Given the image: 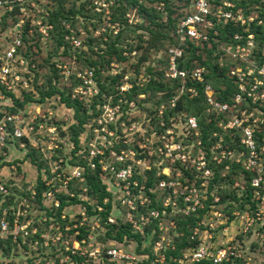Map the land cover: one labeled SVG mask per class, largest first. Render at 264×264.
<instances>
[{
    "label": "rangeland",
    "instance_id": "374dc122",
    "mask_svg": "<svg viewBox=\"0 0 264 264\" xmlns=\"http://www.w3.org/2000/svg\"><path fill=\"white\" fill-rule=\"evenodd\" d=\"M113 3L114 0L106 2V6H96L92 3V8H88L91 17L87 14L84 18L76 19L75 27L83 29V33H77L80 40L79 46H70L64 36L65 44L59 45L60 43L57 39L53 40L51 33H48L49 36L44 35L41 38L37 34L38 30L35 27V33L32 37V42L35 41V43L31 45L26 55L28 64L19 67L22 77L27 80L25 88L28 91L21 88L24 80H21L18 84L15 82L14 92L7 93L8 96L5 98L4 104H0V119L4 115V111L15 112L26 107L32 110L27 115L26 120L32 119L35 125V115H38L40 117L38 120L45 125L37 133L39 135H35L34 131V133L30 134L31 139H24V147H19L18 141L14 142L12 151L7 156L10 160L7 165L16 166V179H14L13 183L17 193H19L17 200L9 201L11 203H8V206L12 205L15 209L23 201L24 206L20 205V207L24 208L22 210L24 213L20 216V226L22 228L18 229L19 234L16 241L0 245V264H110L111 261L106 259L101 261L90 257L89 252L97 248L100 251H104L108 247L120 244L126 252L133 255L132 264H165V259L161 263L160 258L152 250L154 241L161 237H165V240L170 242V246L175 248L179 243L183 245L187 243L193 244L194 242L190 241H195V239L197 243L204 242V245L211 249L217 250L230 246L237 253V256H232L225 264H264V215L255 205L256 201L260 199L252 192L251 177L246 176L248 171L245 170L244 164L237 162V157L234 155L229 156L230 160L225 162V165L220 170L219 176L222 181L218 182V185L210 187V184H213L212 180L206 185V188H202L201 195L205 196V199L207 197L208 200L210 197L212 199L206 209L197 213L199 215L197 223L184 224L181 222L177 225L175 217L179 216L180 219H183L186 215L178 214L180 211L177 214L175 211H168L162 220V229L158 226L151 231L145 229L144 233L140 234L145 237L141 241L138 238L131 237L123 245L108 238L107 227L103 223L104 218L101 212L104 209L103 203L108 202L107 196L109 194L105 195L100 203L96 196L88 192V188L86 192L83 190L86 185H80L81 182L77 181L74 184L78 187L76 189L77 192H72L76 199L71 202H68L69 198L64 199L65 205L61 208L60 213L57 212V209L60 204L59 197L62 194L58 196L57 194L61 191L67 194L65 187H57L61 191L55 193V196L54 194L47 196L42 192L41 196L38 197L36 186L41 180V176H45L44 168L49 169L50 166L51 170L53 168L52 165L57 163L63 164L64 168L73 166L78 159L76 153L87 144L88 139L85 136L89 132L90 126L96 125L97 118L95 119V117L98 114L92 116L88 122L83 124L84 131L81 132L80 138L78 137L79 140L76 143L77 139L73 138V130L71 129V126L76 123L74 110L66 106L61 100V93H64L65 95L70 94L71 98L77 97L78 101L88 103L89 106L91 103L96 102L93 98L100 92V81L94 68L83 64L81 56L84 54V56L94 60L97 58V53H102L100 54L102 56H99L104 59V61L102 60L103 67L98 68L100 75L104 77L106 75L122 74L123 77L120 79V88L122 90L130 87L131 80L136 81L139 86H144L149 77L148 69L159 70L164 68L160 59L164 57L166 52L162 49L165 46L171 47V45H168L171 27L166 25L169 8L172 6L173 13L171 17H179V14L188 7V3L185 0H162V2L160 0H141L135 6L124 0L127 9L123 16L124 21H121L119 18L113 19L112 7L115 5ZM141 5H148L147 7H152V9L161 14L158 19L154 20L156 23L151 22V18H148L145 13L138 10ZM55 6L56 4L51 0H40L39 3H36L35 10L30 12L35 15V26H37V20L48 17L46 13L48 12L49 14L51 10L55 9ZM95 7H98L99 10L95 9ZM27 14L29 13L27 12ZM20 16L22 17V15ZM21 17H18V19H22ZM18 19L15 16H6L5 20L4 16L0 17V57L10 41V37L14 34L12 29L15 23L13 22ZM23 20L24 22L26 21L25 24L27 25V22L30 23L31 19L23 18ZM26 25H24V28H26ZM85 25L87 30L84 28ZM154 31H159L162 36L161 41L153 47L150 46L149 42L153 37ZM30 35L31 33H28V36ZM114 36H118L117 40L114 41L115 46L125 49L122 55L126 58L121 61H119L118 56L109 52L108 46L113 41L111 38ZM128 49H130V53ZM158 53L161 55L160 58ZM64 66L69 71L68 76L63 73ZM86 70H92L94 73V82L90 85V89L98 90L97 94L91 93L89 89L86 90L84 88L83 90L86 93L83 95L75 91L80 85V77L77 74H83ZM49 82L51 83L50 85L55 86L59 91L51 96L43 97L40 91H49ZM24 96L25 100L21 106L18 101ZM157 96L140 94L137 97V101H143L139 104H136V100V103L131 102L129 104L130 113L129 111L123 112L121 108L110 122L109 127L113 132V137L109 139L107 145L109 146L110 143L113 145L114 142V150L122 149L123 151H128L131 149L136 153V156L144 149L140 148L141 145L151 146L150 149L155 145H160V135L148 136L144 134L145 130L147 131V127L141 126V122L146 123L145 116H148L146 108L155 107L154 102ZM103 98L102 104L99 107L95 106V109L101 108L102 110L104 105H112L111 96L104 94ZM116 104L121 107L120 103ZM11 108L14 110L11 111ZM89 112H92L91 109ZM132 125L135 128H132ZM167 129L172 130L171 136L169 134L168 137H173L176 141L189 142L188 140L192 136L186 130H183L182 127L178 130L174 128ZM50 137H54V139H50ZM123 143L126 146H121ZM139 149L141 150L139 151ZM187 149H195V146L188 144ZM16 150L22 151V153L17 154ZM46 156H52L51 160H48ZM152 156L150 164L155 168L162 165L168 166L164 169V172L168 175L166 177L167 181L176 180L189 184L195 179L199 180L197 174L199 169H197L196 160L191 162V164L186 163L187 169H182L181 164L179 166L171 164L169 161L165 162L158 158L154 152ZM59 159H62V161H59ZM109 160L113 161L112 158H109ZM17 163H20L18 170ZM38 163L41 165L38 166ZM107 163H110V161H107ZM193 164H196V168L193 167ZM262 165L264 168V161ZM213 170L215 173L214 166ZM9 172L11 173L10 169ZM160 172H162V169L155 173L158 174ZM227 176L231 177L232 180L229 178L226 180ZM100 177L106 185L110 183V189L116 193V190L111 187L113 179L106 174H102ZM224 189L232 191V193L224 194L221 192ZM32 191L35 193L33 194ZM263 194L264 189L261 188L260 195L263 196ZM154 195L157 201L167 196L162 189H156ZM70 197L72 196L70 195ZM248 197L249 201H246L245 198L248 199ZM96 205L101 206L102 210H98ZM88 207L91 212L87 209ZM117 209H120V207L115 206V203H111L108 217L113 215V211L114 215H117ZM11 215L13 216L14 213H11ZM119 215L121 216L122 213ZM171 219L174 224L171 223ZM197 243L188 247H193ZM151 250L154 253L153 257L150 256ZM169 250L173 249L170 248ZM184 250L185 248L182 247V253ZM181 256H177V259L173 257L171 260L177 264H182L178 261Z\"/></svg>",
    "mask_w": 264,
    "mask_h": 264
},
{
    "label": "built area",
    "instance_id": "2783aa9c",
    "mask_svg": "<svg viewBox=\"0 0 264 264\" xmlns=\"http://www.w3.org/2000/svg\"><path fill=\"white\" fill-rule=\"evenodd\" d=\"M108 1L93 0V4L106 6ZM39 2L40 0H0V17L6 15L15 16L18 19L22 15V19L13 22L15 23L12 29L14 34L10 37V41L0 57V104H4V100L8 96L7 93L14 92L15 82L18 84L21 80H24L21 88L27 86V80L22 77L19 67L28 64L26 55L28 49L35 43V41L32 42L35 27L41 38L44 35L49 36L48 33L53 29V25L48 22L47 17L42 20L38 19L37 26H35V15L30 12L35 10L36 3ZM95 9L99 10L98 7H95ZM46 14L47 16L50 15L48 12ZM23 18L28 20L30 18V23L27 22L26 25ZM66 22L62 23L66 32L64 39L69 42L70 46H79L80 40L77 33H83V29L81 27L76 28L71 23ZM228 22L240 24L243 30L248 32L245 40H243V34L235 32L232 36V40L235 42H223L218 46L223 51L219 59L220 64L222 65L224 60L235 63L230 67L229 74L236 78L238 91L233 96L231 103L220 102L216 99L213 86L204 81L206 69L203 65H196L191 70L181 69L177 66V60L182 57L184 49L188 47L187 41L192 42L195 46L203 47L204 44H207L210 47L211 40H217L218 30L216 25H225ZM24 25H26V28H24ZM258 26L262 27V33L264 34V0H189L187 9L178 17L176 27L172 32V36L177 43L168 48L169 62L165 77L169 79L180 78L182 83H185L187 78L204 83L203 90L208 106L207 111L224 116L217 123L222 131L236 130L239 136L236 149L223 148L224 136L219 131H214L212 137H218V139L208 149L210 156L207 157V151L201 147V139L198 138L199 125L197 119L195 116H189L185 124L187 129L196 136L195 149H187L188 147L184 146L181 141H176L173 137L169 138L168 135L171 136L172 130L166 129L160 135V145H155L152 149H150L151 146L141 145L140 148L144 149L137 156L131 149L128 151L114 150V142L113 145L111 143L109 146L107 145L109 139L113 137V132L109 126L121 107L119 104L104 105L102 111L95 117V119L97 118L96 125L90 126V130L85 136L88 139L86 146L76 153L77 161L80 159L86 164L75 163L73 166L64 168L63 164L57 163L52 165L51 170L50 166L49 169L45 167V176H41L46 186L43 194L47 196L54 194L55 196V193L61 191L57 187H65L69 194L70 187L74 186L75 182L80 181L85 185L87 181L85 169L87 167L90 170H98L100 176L106 174L113 179L111 187L116 190V193L110 189L109 183L107 185L108 202L115 203V206L120 207V209H117V215H114L113 211V215L107 216L106 221L116 223L119 217L130 225L133 232L143 234L146 227L154 221L156 226L162 229V220L168 211H175L176 214L180 211L178 214L188 216L204 209L205 196L201 195V191L202 188H206V185L211 182L214 176L213 165H210L209 161L222 164L225 163L224 161L230 160L229 156L234 155L237 157L236 161L242 162L245 170L251 172L250 185L253 188L252 192L260 199L256 201L255 205L264 215V194L263 196L260 195V189H264V168L262 165L264 161V134L260 142L257 140V133L263 132L264 127V41L260 46V57L263 59L257 60L255 49L258 42H256L255 35L251 31L252 27ZM28 33H31V35L28 36ZM65 71L67 72L65 73ZM63 73L66 76L69 74L66 66H64ZM77 76L80 77V85L75 89L76 93L81 95L86 93L83 88L89 89L91 93H98V90L90 89V85L94 82L92 70H86L83 74L78 73ZM181 90L188 93L190 97L197 94L196 88L192 86L186 87L183 85ZM31 112L32 110L26 107L15 112L4 111V115L0 119V242L16 241L19 234L18 229L21 227L20 216L23 215L22 210L24 208H21L20 205L24 206L23 201L15 209L12 205L5 204L12 189L2 180V178H5L3 173L5 165L3 163L10 152V145L13 140L18 141L19 147H24V139H31L30 134L34 131L35 135H39L37 133H39L42 126H45L43 122L38 120L40 118L38 115H35V125L32 119L26 120L27 115ZM132 128H135V126L132 125ZM50 139H54V137H50ZM232 139L234 140V137ZM153 152L158 158L165 162L169 161L171 164L181 163L186 165V163L191 164L196 160L197 169H199L197 174L200 181L197 182L195 179L189 184H184L182 181H167L166 178H162L154 183L155 187L147 189L145 183L148 173L153 170V166L150 164V159L154 156H152ZM46 158L51 160L52 156H46ZM109 158H112L113 161L111 162ZM59 161H62V159H59ZM107 161H110V163H107ZM196 164H193V167L196 168ZM198 164L200 165L198 166ZM9 167L11 170L10 177L12 178V175L17 172L16 166L11 165ZM166 167L164 165L159 166L156 171L162 169V172H164ZM164 174L167 173L164 172ZM156 189H162L167 194L159 200L161 208L150 207L152 198L148 192L155 193ZM83 190L86 192L87 187L84 186ZM32 193L35 192L32 191ZM70 195H74L72 191ZM18 197L16 196V200ZM96 208L102 210L101 206L96 205ZM11 213H14V215L12 216ZM120 213H122L121 216ZM171 221L174 224L172 219ZM170 248L175 249L174 246H170V242L165 240V237L158 238L152 245V250L160 258L161 263L164 262L166 251ZM89 256L101 261L106 259L111 261L110 264H132L131 259L134 258L133 255L124 250L121 244L108 247L104 251H100L99 248L94 249L89 252ZM232 256H237V253L230 246L216 250L206 247L204 242H199L193 247H187L178 261L182 264H192L206 260L211 264H225Z\"/></svg>",
    "mask_w": 264,
    "mask_h": 264
},
{
    "label": "trees",
    "instance_id": "16d2710c",
    "mask_svg": "<svg viewBox=\"0 0 264 264\" xmlns=\"http://www.w3.org/2000/svg\"><path fill=\"white\" fill-rule=\"evenodd\" d=\"M53 1L56 6L54 10L50 11V15L47 17L48 22H50L53 25V29L50 31L53 40H56L60 43L59 45L65 44L63 36L66 33L64 30V27L62 23L64 21H69L72 26H76L77 18L81 17H86L87 14L88 16L91 17V13L88 11V8H92V3L93 0H51ZM79 3H77V2ZM132 5H137L139 0H126ZM189 0H185L186 3H188ZM115 5L112 7V16L113 19L119 18V20L124 21V12L127 9L126 4H124V0H114ZM113 3V4H114ZM148 5H141L138 10L141 12L145 13L148 18H151V22H154L155 19H158L160 17V13L152 9V7H147ZM169 14H168V22L166 25L171 27L170 31V37H169V42L168 45H175L177 41L175 38L172 36V32L174 31L176 27V22L178 20L177 16L171 17L173 10L172 6L169 8ZM181 14H179L180 16ZM74 17H76L74 19ZM6 19V15L4 16V20ZM76 20V21H75ZM75 23V24H74ZM163 26L161 22H159ZM85 30H87L86 25L84 26ZM216 28L218 30V36L217 40H211V46L208 47L207 44H204L203 47L200 46H195L192 42L187 41L188 47L184 49L183 55L181 58L177 60V66L181 69H187L191 70L194 68L196 65H203L206 69L204 73V81L207 83H210L214 90H215V97L218 101L220 102H232V98L235 95V93L238 91L237 87V82L236 78L231 76L229 74L230 67L233 66L235 63L230 60H224L223 64H220V55L223 53L221 49H219V45L223 42H235L232 40V36L235 32H239L243 34V40H245V36L248 34V32L243 30V27L240 24H235L233 22H228L225 25H216ZM256 38V42H258L257 48L255 49L257 60L263 59L260 57V46L262 41H264V34L262 33V27H252L251 30ZM262 33V34H260ZM260 34V35H258ZM161 33L159 31H154L153 32V37L150 40L149 44L150 46H156L157 43L161 41ZM118 36H114L111 38L113 41L111 44L108 46L110 49L111 54H115L118 56L119 61H121L123 58H126L122 55L124 53V48L120 47L117 48L115 46V40H117ZM140 46V45H139ZM165 53L164 57L161 60V62L164 65V68H160L159 70L157 69H152L149 68V77L144 86H139L136 81L131 80L132 83L130 87L126 90L120 89L121 85V78L123 77L122 74H117V75H106L102 77L100 75V71L98 68L103 67V58L99 57L102 56L100 54L102 53H97V58L92 60L86 56H81L83 60V64H87L89 67H93L96 75L100 81L99 88L100 92L98 95H96L93 100L95 99L96 102L91 103L89 106L88 103H85L83 101H78L77 97L71 98V95H65L64 93H61L62 96V102L66 104L69 108H73L74 110V116L76 119V123H74L71 126V129L73 130V138L77 141L79 140V135L81 134L82 131H84V123L88 122V120L94 116L99 114L102 110L101 108L99 109L98 107L102 104L104 101L103 95H109L112 97V104L120 103L121 108L123 112L129 111L130 113V103H136L135 100L137 101V97L140 94H151V96H157L154 102V108H146L147 110V115L145 116L146 118V123L141 122V126L147 127V131L145 130L144 134L148 136L152 135H161L167 128H174L175 130L179 129L182 127L183 130H186L190 135H192L189 138V142L187 141H181L182 144L186 147H188V144H193L195 146V140L196 136H194L193 132L188 130L186 127V119L189 116H195L199 125L198 133L199 137L201 139V147L204 148L207 151V157L210 156L209 148L212 144L216 142L218 137H212V133L214 131H219L220 134L224 136L222 145L223 148L225 149H236L238 146V139L239 136L237 135L236 130H231L229 132H224L221 130V128L218 127L217 123L219 120L223 119V115H218L212 112L207 111V103H206V96L203 90L204 83L201 82H195L194 80H191L190 78H187L185 83L181 82L180 78H175V79H169L165 77V71L168 66L169 62V57H168V46H165L164 49H162ZM130 53V49H128ZM161 53V52H160ZM160 53H158L159 58L161 57ZM216 53V54H214ZM204 54V56H203ZM101 60V61H100ZM109 64V63H108ZM51 83L49 82V91H40L44 96H51L52 94L56 93L59 91L58 88L55 86L50 85ZM185 85L186 87L192 86L195 87L197 90V94L195 96L190 97L188 93L185 91L181 90V87ZM24 90H27L26 88H22ZM28 91V90H27ZM61 92V91H60ZM10 93V92H9ZM8 93V94H9ZM70 93V92H69ZM29 94V93H28ZM26 96V95H25ZM25 96L18 101L19 105H23V102L25 100ZM31 96V95H30ZM29 97V96H27ZM16 101V99H15ZM143 101V100H142ZM142 101H137L136 104H139ZM145 101V100H144ZM173 101V102H171ZM89 106V107H87ZM95 106H98V109H95ZM16 109V108H15ZM91 109L92 112H89ZM127 109V110H126ZM264 109V107H263ZM11 111L14 109L11 108ZM161 110V111H160ZM130 124V123H129ZM264 126V125H263ZM264 134V127H263V132L257 133V140L260 142L262 140ZM79 137V138H78ZM234 137V140L232 139ZM16 143V140H13L11 143L12 145ZM188 143V144H184ZM121 146H126L125 144H121ZM10 153V152H9ZM10 162L8 157H6L3 165H7V163ZM224 162H228L224 161ZM77 163L81 164H86L83 160L76 161ZM210 165H213L215 167V173L214 176L212 177L213 184H210V187H213L215 185H218V182H221L222 179L220 178V170L222 167L225 165V163L222 164H216L215 162H212L211 160L209 161ZM177 165L180 166L181 163H176ZM41 164L38 163V166ZM182 169H187V166L185 164H181ZM17 169L20 166V163H17ZM157 168L153 166V170L148 173L147 180H146V187L152 188L154 187V183L157 182L160 178H166L168 175L160 172L156 174ZM86 171V183L85 185L88 188V192H90L92 195L96 196L98 198V202H102L103 197L105 195H108L109 192L107 190V185L102 181L99 171L98 170H90L88 167L85 169ZM247 177H252V174H249V172H246ZM231 179V177H226L225 179ZM14 179H16V174L12 175V178L9 176H5V178H2L3 182L7 184V186H11V193L7 196V202L5 203H11L9 201H15L16 196H18L19 193H17L16 188L14 187ZM223 179V181L225 180ZM211 180V181H212ZM225 180V182H226ZM199 181V180H197ZM228 182V181H227ZM83 184V183H81ZM80 184V185H81ZM209 187V188H210ZM46 186L44 184V181L41 179L38 182V185L36 186L38 197L41 196L42 192H44ZM76 185H72L70 187V190L74 193H76ZM208 188V187H207ZM210 190H212L210 188ZM214 190V189H213ZM251 191V190H250ZM218 192V191H217ZM224 194H230L232 191H221ZM249 193V192H248ZM247 193V196H248ZM62 194V195H60ZM63 192L58 193L60 195L59 200V208L57 209L58 213H60L61 208L65 205V200L68 199V202L74 201L75 195L70 197L68 194H64ZM150 197L152 198V203L150 207H156V208H161V202L157 201L155 199L154 192H148ZM210 194V193H209ZM212 196V195H211ZM236 198V196H235ZM212 198L210 197L208 200V197L203 201L205 204L206 209L208 207V203L210 202ZM246 201H249L248 199L245 198ZM110 204L111 202L104 203V210L101 212V215L103 216V223H105L107 227V236L108 238L113 239L117 243H125L127 240H130L131 237L138 238V240L141 241V239L145 238L143 235H140L139 233L133 232L132 229L130 228V225L127 222H124L121 218H117L116 223H108L106 221V218L108 216V212L110 211ZM253 204V203H252ZM89 210V207L87 208ZM198 210L196 213H191L188 216H185L183 219H180L179 216L175 217V220L177 221V225L183 222L184 224L186 223H192L195 224L198 221L199 215H197L198 212H202V210ZM96 211V210H94ZM89 212H91L89 210ZM156 227V222L154 221L151 225L147 226V230H152L153 228ZM10 242V240H7L5 242H0V245H5L6 243ZM197 243L196 239L195 241H190ZM187 243V242H186ZM193 243V244H194ZM193 244L187 243L186 245H183L181 243L177 244L176 248L173 250H167L166 251V257H165V264H177L175 261L173 262L171 259L174 257L176 258L177 256H181L182 251L181 248L184 247L185 249L188 246H191ZM187 246V247H185ZM150 256L153 257L154 253H152V250L150 252ZM167 259V260H166ZM192 264H211L209 261L202 260L199 262H195Z\"/></svg>",
    "mask_w": 264,
    "mask_h": 264
},
{
    "label": "crops",
    "instance_id": "0c3cea01",
    "mask_svg": "<svg viewBox=\"0 0 264 264\" xmlns=\"http://www.w3.org/2000/svg\"><path fill=\"white\" fill-rule=\"evenodd\" d=\"M10 151H12V144L10 145ZM16 153H17V154H20V153H22V151H18V150H16ZM9 169H10V167H9L8 165H5V166L3 167V173H4V176H9V175H10Z\"/></svg>",
    "mask_w": 264,
    "mask_h": 264
}]
</instances>
